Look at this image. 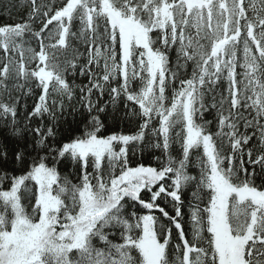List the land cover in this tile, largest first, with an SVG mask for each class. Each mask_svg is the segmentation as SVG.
<instances>
[{
	"label": "snow or ice",
	"instance_id": "obj_1",
	"mask_svg": "<svg viewBox=\"0 0 264 264\" xmlns=\"http://www.w3.org/2000/svg\"><path fill=\"white\" fill-rule=\"evenodd\" d=\"M0 6V264H264V0Z\"/></svg>",
	"mask_w": 264,
	"mask_h": 264
},
{
	"label": "trees",
	"instance_id": "obj_2",
	"mask_svg": "<svg viewBox=\"0 0 264 264\" xmlns=\"http://www.w3.org/2000/svg\"><path fill=\"white\" fill-rule=\"evenodd\" d=\"M8 0H0V5H3L4 3H7ZM13 3H16V4H19V0H12ZM26 12V9H19V10H13V17L14 19H19L20 17H22ZM5 20H7V17L4 15V12H3V7L0 6V23H3ZM77 83H80V79L78 78L77 79ZM105 100L108 99L107 95H105L104 97ZM29 104H31V100H29ZM122 107V105H121ZM206 119H210L211 117L210 116H207L205 117ZM102 119L104 120L105 124H106V127L110 130H116V131H121V130H124V131H127L129 130L132 125H130L128 123L127 120L125 121H112L110 118L106 117V116H103L102 115ZM22 126V125H21ZM83 128V121L81 120L79 114H77L75 116V119L72 117V116H68L67 117V123L66 124H62L61 125V132L62 134L67 137V136H70V135H76L78 134L79 130H81ZM107 134V133H105ZM28 143H31V140L30 138L25 135V139L23 141H19L17 140L16 138L14 137H11L8 133V130L7 129H4V128H0V144H7L8 147L11 149V148H14L17 146V144H20L21 146H24ZM159 153H155L151 150L149 151H145V153L143 154V156H139L138 155V159L145 163V164H148V163H155L154 161V155H158ZM8 168H11L13 165L12 163L10 162L8 165H6ZM68 168L66 167H63L61 166V172L62 174L64 173H67L68 172ZM145 198H147V194H145ZM161 204L164 203L163 200L160 201ZM170 210V208H169ZM155 215L157 216H160V214L158 212H155L154 213Z\"/></svg>",
	"mask_w": 264,
	"mask_h": 264
}]
</instances>
